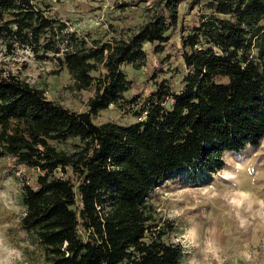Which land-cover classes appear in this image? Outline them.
<instances>
[{"label": "trees", "instance_id": "1", "mask_svg": "<svg viewBox=\"0 0 264 264\" xmlns=\"http://www.w3.org/2000/svg\"><path fill=\"white\" fill-rule=\"evenodd\" d=\"M147 16L114 28L111 38L80 35L45 0H0V159L30 172L22 178L18 227L24 254L41 264H183L164 236L149 194L186 167L217 172L224 151L240 152L264 137V0H130ZM197 9L189 31L180 7ZM180 27L185 71L176 89L159 79L147 92L124 66L141 68ZM21 50L56 59L79 91H92L79 111L49 98L14 70ZM138 121L97 123L110 105ZM70 146H60L61 144ZM60 144V145H59Z\"/></svg>", "mask_w": 264, "mask_h": 264}, {"label": "rangeland", "instance_id": "2", "mask_svg": "<svg viewBox=\"0 0 264 264\" xmlns=\"http://www.w3.org/2000/svg\"><path fill=\"white\" fill-rule=\"evenodd\" d=\"M129 1L45 0L51 4L54 16L66 21L71 30L104 39L113 35L112 26L119 30L135 26L147 16L142 7L150 2H143L138 9L132 5L123 7ZM180 13V22L189 31L198 11L187 12L183 3ZM169 35L159 53L153 52L150 43L145 44L148 57L141 68L124 66L134 79V87L125 93L126 100L154 86L149 77L154 70L158 80L167 78L176 89L180 88L185 71L180 27ZM17 59L11 61L14 70L22 62H28L22 75L44 87L49 98L79 111L87 109V100L93 92L77 90L67 70L53 74L52 70L58 67L56 59H37L27 50H21ZM125 105H110L95 116V121L137 122L138 116ZM66 145L71 144L60 146ZM223 159L225 166L217 172H199L198 162L195 167L171 174L150 192L158 221L169 220L174 224L164 239L181 247L183 264H264V137L258 145H248L240 152L224 151ZM29 174L23 166L15 167L9 159H0V264H41L27 259L23 252L25 233L18 227L24 211L22 178Z\"/></svg>", "mask_w": 264, "mask_h": 264}, {"label": "bare ground", "instance_id": "3", "mask_svg": "<svg viewBox=\"0 0 264 264\" xmlns=\"http://www.w3.org/2000/svg\"><path fill=\"white\" fill-rule=\"evenodd\" d=\"M206 251V250H205Z\"/></svg>", "mask_w": 264, "mask_h": 264}]
</instances>
